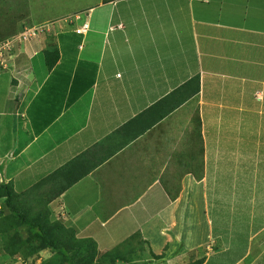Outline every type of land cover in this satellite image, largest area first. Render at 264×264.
I'll return each mask as SVG.
<instances>
[{
    "label": "crops",
    "instance_id": "0c3cea01",
    "mask_svg": "<svg viewBox=\"0 0 264 264\" xmlns=\"http://www.w3.org/2000/svg\"><path fill=\"white\" fill-rule=\"evenodd\" d=\"M81 11L77 51L76 38L58 39L39 82L46 47L10 63L0 127L15 140L0 146V185L30 191L66 165L37 187L51 198L40 208L99 251L133 247L164 264L212 255L222 240L208 207L224 200V174L264 169V0H97ZM196 77L199 93L159 117L171 103L154 106Z\"/></svg>",
    "mask_w": 264,
    "mask_h": 264
},
{
    "label": "trees",
    "instance_id": "16d2710c",
    "mask_svg": "<svg viewBox=\"0 0 264 264\" xmlns=\"http://www.w3.org/2000/svg\"><path fill=\"white\" fill-rule=\"evenodd\" d=\"M24 6L25 7L23 8H17L16 10H14L15 14L19 17L17 19L14 18L13 13L10 9H6L3 12H0V45L9 40V38L12 39L11 37L17 34V24L20 20L24 19L29 14L28 6ZM82 35L83 34H78L76 32H70L60 34L59 39H64V36H69L71 39L72 37L76 38L77 44L75 43L74 47L77 51V45L81 43ZM5 54H7V52H5ZM60 55L61 52L58 47L57 41L52 44H48L46 49L41 52L40 57L42 60H44L47 71H52L55 68L59 61ZM199 83V77L188 80L187 82H185V84L177 88V91H174L168 97L157 103V105L154 106L157 107L155 112L159 108L166 107L168 103H171V105L164 109L163 112L158 114L159 117H164L169 112L180 106L183 102L197 95L200 90ZM178 94H181L179 98H177ZM149 113L150 115L156 114L153 110L149 111ZM158 116H154L153 121H156L158 119ZM66 168L67 167L65 165L62 168L57 169L46 179L44 178L39 183H36L30 189V191L26 192H17L12 182L1 183L0 202L3 207V211L0 214V248H2L7 255L11 256L12 258L22 256L27 259L32 257L33 255L40 254L44 249H48L52 252L53 256H51L50 259L45 260L44 264H99V261H97L99 256L98 246L93 239L78 238L73 229L66 227L61 222L51 221L47 213L40 208L41 206H43L42 197L45 196L44 204L46 205L50 203L51 198H47L46 190L44 192L37 191V187L42 185V183H46L50 180L52 181L54 178H57L58 175H61L65 172ZM83 175H81V177H83ZM261 178L263 177L257 176L256 180L258 182L256 183L262 182ZM259 185H261V183ZM61 193L62 190H59L58 195H60ZM30 194H37V196L36 198L34 196L33 200H31ZM239 201L240 199L238 198L233 199L230 202L233 204L238 203ZM221 202L222 201H215L213 204H209V216L211 217L214 232L218 237L222 235V233L219 231L222 227V223L219 219V212L222 204L216 203ZM211 208H214V217H212L210 213ZM218 221L219 226L221 227H218ZM19 228H25L27 230V239L20 234ZM257 233H259V231L250 234L248 236V241L246 244L236 246L240 247L242 250L238 256L236 255L233 258H229V262L225 260V263H223L224 261L220 263V261L216 259V255L222 253H224V255L231 253V250L229 249L231 246H227L226 244H224H230V242H225L223 239L221 245L215 248V252L212 255L207 256L203 253L200 258L190 261L187 264H237L243 259H248L247 256H250L249 254H253L251 252L254 249V241L251 247V237L253 235H256ZM140 236L141 232L138 231L130 236V240L127 239L125 240V242H131V240H134L136 237ZM256 247L257 249L255 250V255L256 252L257 254H262L264 252H261L262 249H259L258 246ZM27 248H29V250ZM123 251L121 248H119L105 252V256L103 258L106 261L105 264H116V259H120L122 264H149L148 261H142L138 263H135V261L131 262V256L135 254V248L132 247L126 251L124 249ZM248 251L249 254H247ZM151 255L155 259H161L164 257L163 255H156L153 252ZM108 259H111L110 262L108 261ZM254 264H256V262Z\"/></svg>",
    "mask_w": 264,
    "mask_h": 264
},
{
    "label": "rangeland",
    "instance_id": "374dc122",
    "mask_svg": "<svg viewBox=\"0 0 264 264\" xmlns=\"http://www.w3.org/2000/svg\"><path fill=\"white\" fill-rule=\"evenodd\" d=\"M96 1L97 0H0V12H3L6 9H10L13 13L14 18L16 19L19 18L14 11L17 8H23L25 7L24 5H27L29 12V14L24 19L20 20L17 24L18 32L17 34H15V36L11 37L12 39H15L13 40L14 42H9V38V40H7L6 42L9 43V45L5 44L6 48H4V46L0 47V110L5 108L4 103H6V93L10 91L8 87L10 84L9 81L11 80V73L8 71H13V67L10 65V63L15 59V63L19 64V61L21 59L20 65L25 66L27 62V59L22 58L23 56L25 57V55L19 56V52L23 50V52L26 51L28 55L33 54L35 52V49L33 48V42H35L37 46H40V48H45L48 46V44H52L59 39V36L57 35L58 33H60V28L62 26L65 27L69 24L76 25L77 23L81 24V21L82 23L86 22L85 19L88 14L82 12L81 10L86 9V7L90 5V2L92 4ZM76 16H80L81 21H75ZM28 28L31 32V38L28 39L30 41H24L20 38H22V34L24 35L23 32H26ZM5 52H7V54H5ZM36 62L37 61H34V64ZM46 72V66L45 69L42 68L40 71L37 72L38 82ZM0 113L3 114L2 111H0ZM1 132L4 133L2 134V137L0 136V146L4 147L5 149L10 146V142H14L15 137L10 136L9 129L7 128L2 129L0 127V133ZM263 171L264 169L260 168V173L257 176L263 178H261L262 182H259L261 183V185L256 189L254 193L248 191L249 183L258 182L255 179L257 178V176L254 178V174L251 173L252 169L249 170L247 167V171L239 172L238 176L235 172L230 175H226V173L224 174V177H226L223 182L224 200L221 203H216L222 204L219 212V219L222 223V227L219 226V221L218 227H221L219 231L222 233V235H220V240L224 239L225 242H230V244H224H226L227 246H231L229 248L231 250V253L225 255L224 253L216 255V259L220 261V263L223 261V263H225L226 261H228L229 258H233L236 255L238 256L242 249L236 246L246 244L248 241V236L250 234L256 233L257 231H263L262 234L258 233L257 236L254 238V249L251 252L253 254H249L250 256H247V262L249 264H253L252 262H250V260H253L254 262H256V264H264V252L262 254H257V252L256 255L254 254L255 250L257 249L256 246L260 248L259 240L262 239L264 236ZM44 188L45 187H43V189ZM215 194L219 195L220 191L216 192ZM232 196L238 197L240 201L238 203L232 204L230 202ZM255 198H257V201ZM214 202H210L209 204H213ZM2 211L3 207L0 202V214L2 213ZM213 211L214 208H211L210 213L212 217H214ZM19 232L24 238H28V232L25 228H19ZM262 243L264 246L263 241ZM209 247L210 246H207V248L205 247L203 249L209 250ZM27 249L29 250V248ZM204 250H202V252H204ZM107 251L108 250H98L99 264H105V260L103 258L105 256V252ZM196 253V256H193V254L190 255L189 253L187 254V263L200 258L198 252ZM51 256H53L52 252L48 249H44L41 251L40 254L33 255L32 257L27 259L22 256L12 258L11 256L7 255L2 248H0V264H44L45 260L50 259ZM138 256V254L132 255L131 262L135 261V263H138L139 259L141 260L140 262L148 261H145V257L140 258ZM149 259V264H164V260L162 259L154 260L151 257H149Z\"/></svg>",
    "mask_w": 264,
    "mask_h": 264
},
{
    "label": "built area",
    "instance_id": "2783aa9c",
    "mask_svg": "<svg viewBox=\"0 0 264 264\" xmlns=\"http://www.w3.org/2000/svg\"><path fill=\"white\" fill-rule=\"evenodd\" d=\"M81 20V17L80 16H76L75 17V21H80ZM88 30H89V24H88V22H81V24H78L77 23V27L75 28V31H76V33H78V34H86L87 32H88ZM24 33V35L22 34V38H20V39H22V40H24V41H28V39H30L31 38V32H30V30H29V28L26 30V32H23ZM13 40H15V39H10V41L9 42H14ZM7 42V41H6ZM3 43L2 45H0V47L1 46H4V48H6V45L5 44H8L9 45V43ZM20 42H22V41H20ZM3 49V48H2ZM2 52V51H1Z\"/></svg>",
    "mask_w": 264,
    "mask_h": 264
},
{
    "label": "clouds",
    "instance_id": "9594fccd",
    "mask_svg": "<svg viewBox=\"0 0 264 264\" xmlns=\"http://www.w3.org/2000/svg\"><path fill=\"white\" fill-rule=\"evenodd\" d=\"M74 31H75V29H74ZM76 32V31H75ZM28 41H30V40H28Z\"/></svg>",
    "mask_w": 264,
    "mask_h": 264
},
{
    "label": "bare ground",
    "instance_id": "6f19581e",
    "mask_svg": "<svg viewBox=\"0 0 264 264\" xmlns=\"http://www.w3.org/2000/svg\"><path fill=\"white\" fill-rule=\"evenodd\" d=\"M70 22H71V20H70Z\"/></svg>",
    "mask_w": 264,
    "mask_h": 264
}]
</instances>
